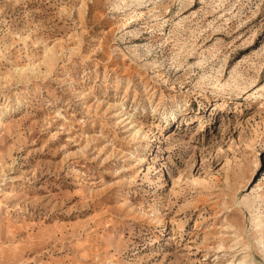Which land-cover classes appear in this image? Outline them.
I'll list each match as a JSON object with an SVG mask.
<instances>
[{
  "label": "rangeland",
  "instance_id": "1",
  "mask_svg": "<svg viewBox=\"0 0 264 264\" xmlns=\"http://www.w3.org/2000/svg\"><path fill=\"white\" fill-rule=\"evenodd\" d=\"M0 92V264H264V0H0Z\"/></svg>",
  "mask_w": 264,
  "mask_h": 264
},
{
  "label": "bare ground",
  "instance_id": "2",
  "mask_svg": "<svg viewBox=\"0 0 264 264\" xmlns=\"http://www.w3.org/2000/svg\"><path fill=\"white\" fill-rule=\"evenodd\" d=\"M53 55V54H52ZM52 55H49V56H52ZM54 57V56H53ZM49 60V59H48ZM50 67V66H49ZM30 68V67H29ZM31 69V68H30ZM50 69V68H49ZM48 69V70H49ZM51 70V69H50ZM49 72V71H48ZM51 72V71H50ZM33 75V74H32ZM31 77V76H30ZM34 78V76H33ZM227 86V85H226ZM225 87V86H224ZM4 97V93L3 92H0V99ZM177 103V102H176ZM2 110V108H0ZM0 110V111H1ZM178 110V109H177ZM1 118V116H0ZM166 121V120H165ZM138 134H135V136H137ZM145 137V136H144ZM254 203H256V200H254ZM261 222V220L259 218H253V223L256 224V226L260 225L259 223ZM263 248V247H262Z\"/></svg>",
  "mask_w": 264,
  "mask_h": 264
}]
</instances>
